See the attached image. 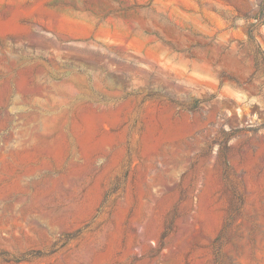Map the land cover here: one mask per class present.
<instances>
[{"label":"rangeland","instance_id":"rangeland-1","mask_svg":"<svg viewBox=\"0 0 264 264\" xmlns=\"http://www.w3.org/2000/svg\"><path fill=\"white\" fill-rule=\"evenodd\" d=\"M0 264H264V0H0Z\"/></svg>","mask_w":264,"mask_h":264}]
</instances>
